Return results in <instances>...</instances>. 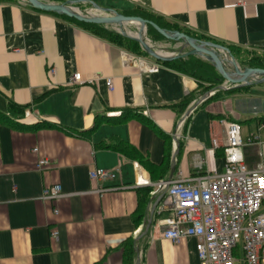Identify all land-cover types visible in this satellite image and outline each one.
Wrapping results in <instances>:
<instances>
[{"label": "crops", "instance_id": "obj_1", "mask_svg": "<svg viewBox=\"0 0 264 264\" xmlns=\"http://www.w3.org/2000/svg\"><path fill=\"white\" fill-rule=\"evenodd\" d=\"M90 3L121 15L141 12L202 42L264 55V0ZM76 73L84 84L68 86ZM202 89L63 16L0 3V264H198L195 239H161L168 201L160 199L151 216L160 196L148 195L145 184L168 180L172 168L171 179L223 172L221 120L239 124L234 116H242L227 95L215 101L218 91L199 103L174 139L185 113L214 90ZM124 144L134 156L115 149ZM244 151L256 162L258 147ZM41 161L47 165L39 167ZM96 169L118 170L117 181H90ZM53 186L69 197L43 201Z\"/></svg>", "mask_w": 264, "mask_h": 264}, {"label": "built area", "instance_id": "obj_2", "mask_svg": "<svg viewBox=\"0 0 264 264\" xmlns=\"http://www.w3.org/2000/svg\"><path fill=\"white\" fill-rule=\"evenodd\" d=\"M19 3L28 5L25 0ZM86 15L97 13L91 11ZM220 54L225 69L233 73L230 56L225 52ZM155 70L152 67L149 71ZM82 84L84 80L76 73L67 85ZM105 84L112 90L111 80H106ZM230 86L224 81L221 89H214L209 96ZM184 119L178 124L176 141L181 138ZM221 125L224 128L222 173L179 177L154 184L146 182L151 188L150 196L166 197L168 201L169 216L159 221L163 227L160 237L175 244L185 238L195 239L198 264H264V155L259 152L256 162L253 158L248 161L244 151L259 148L260 141L255 134L242 136L236 122L221 120ZM212 145L218 146L215 141ZM46 165L45 161L39 162V167ZM88 178L92 182H114L118 179V170H91ZM67 197L60 186H53L44 190L42 200L57 202ZM239 245H242L241 259L237 256Z\"/></svg>", "mask_w": 264, "mask_h": 264}, {"label": "water", "instance_id": "obj_3", "mask_svg": "<svg viewBox=\"0 0 264 264\" xmlns=\"http://www.w3.org/2000/svg\"><path fill=\"white\" fill-rule=\"evenodd\" d=\"M25 1L29 6H31L35 10L44 13L60 15L65 18L72 19L75 20L76 22L87 25H102L107 27V26H122L130 23V24L139 25L142 29L143 28L145 29V27L150 26L165 40L184 42L185 45L188 48H190L189 52L185 53L180 57H161L157 53L152 51L150 47L147 45V43L143 42V40L130 37L133 40L139 42L142 48L149 54V56H151L155 60H158L162 63H167L171 60L181 57L197 56L203 59L204 61L210 63L213 66L214 70L217 72V74L225 82L234 85V87L246 86L250 83L251 79H257L258 84L264 83V70L254 69V68H243L240 70V68H238L235 62L233 61V58L229 55L228 51L222 48L221 46H218L210 42H202L196 40L178 31H173V32L164 31L158 28L156 25L147 22L141 18L126 17L116 12L100 9L91 3L90 5L92 6V8L98 13L95 16L83 15L80 12L79 13L76 12L75 9L72 7L78 5L77 2H68L66 4H54V3H46L41 0H25ZM85 3L86 2H83L82 4ZM220 52H225L230 56L233 73H230L225 69ZM219 89H221V87H219ZM209 93L205 94L204 97H202L195 105H193L185 113L184 117L185 118L188 117L192 112V110L196 108L199 105V103L204 101L209 96ZM172 175H173V168L169 180L172 178ZM160 199H162V197H160L159 200L156 202V204L152 206L150 210L151 216L153 215ZM151 223H152V219L149 218V220L147 221V225L150 226Z\"/></svg>", "mask_w": 264, "mask_h": 264}, {"label": "rangeland", "instance_id": "obj_4", "mask_svg": "<svg viewBox=\"0 0 264 264\" xmlns=\"http://www.w3.org/2000/svg\"><path fill=\"white\" fill-rule=\"evenodd\" d=\"M41 1H44L46 3H53L50 2V0H41ZM72 8L77 9L83 15H86V13H90L91 11L92 13H95L93 9L87 4H82L81 6H73ZM107 28L120 34L121 37L130 40H133L132 38H130L132 36L131 34H136L140 30H142V28L139 25L130 24V23L122 26H107ZM143 31L145 34L143 38V42L146 41L147 45L155 53L161 52L162 55H166L165 57H170V56L180 57L185 53L189 52L190 50V48H188L184 42L169 41L163 38L161 39L154 38L152 35L148 34L147 27H145ZM134 42L136 43L134 47L124 48L129 54H132L135 57L141 59L152 61L154 63H162L149 56V54L142 48L139 42L135 40ZM224 49L228 51L229 55L233 58V61L235 62L237 67L240 68V70L243 68H247V63L245 61H249V60L251 61L252 58L258 59V61L256 62L258 66L262 65L260 66V68H254V69L264 70V55L239 52L237 50L227 49V48ZM223 92L226 93L224 95H227L229 97L228 99H231L232 103L235 101L233 110L237 113L240 114L242 113L241 117L234 116L237 120H239V126L242 136L245 137L247 134H255L256 136H258L260 141L259 151L262 155H264V125L261 124L256 125L255 123L251 122L252 119L264 117V83L258 84L257 79H251L250 83L246 86L234 87V85H231L227 90H223ZM247 96H249V99L251 101L248 100L242 102L241 98ZM222 98H223L222 95H220L219 97H215V101H219ZM241 247L242 245H239L238 248L239 251L237 252L238 259L242 258Z\"/></svg>", "mask_w": 264, "mask_h": 264}, {"label": "trees", "instance_id": "obj_5", "mask_svg": "<svg viewBox=\"0 0 264 264\" xmlns=\"http://www.w3.org/2000/svg\"><path fill=\"white\" fill-rule=\"evenodd\" d=\"M2 2L3 3H16V2H19V0H0V3H2ZM50 2H53L54 4H66L68 2H77L78 5H76V6H81L83 2H86L85 4H87V5L90 4V0H50ZM123 16L141 18L147 22H150V23L156 25L158 28H160L164 31H167V32L176 31L172 27L167 25V23H165L164 21L159 20L158 18L154 19L153 17L148 16V15L141 13V12H131V13L124 14ZM63 18H65V17H63ZM65 19H67L69 22H71L72 24H74L80 28L88 29L93 34L97 35L98 37L105 39L111 43H114V44H116L122 48L134 47L136 45L134 40H130V39L121 37L120 34L110 30L106 26L87 25V24L76 22L75 20H72V19H68V18H65ZM147 32H148V34L152 35L154 38H157V39L162 38L150 26H147ZM183 33L186 34L187 36L191 37V38L199 40L198 38L194 37L193 35H191L187 32H183ZM227 49H230V48H227ZM257 61H258L257 58L256 59L252 58L251 61L250 60L245 61L247 63V68H260V66H262V65L258 66V64L256 63ZM165 64L169 68H171L172 70H174V71H176V72H178V73H180V74H182V75H184L190 79H193L199 85H203V89L200 91L202 94L206 93L208 90L218 89L223 82V79L217 74V72L214 70L213 66L210 63L198 58L197 56L181 57V58L171 60ZM261 69H263V68H261ZM219 93L226 94L222 90H220ZM223 94H221V95H223ZM183 105L185 107L187 105V101H185V103ZM215 118H218V116H215ZM4 119H6V118H4ZM251 121L256 123V124L264 125V117L255 118V119H252ZM12 125L15 128L16 127L20 128V126L18 124H12ZM36 128H38V127H36ZM115 149L117 151L123 153L124 155L134 156V151L131 148H129L128 146H125V144L118 146ZM163 175H164V171H162L160 173L161 177ZM150 192H151V190L149 191V193ZM149 193H148V195H149ZM145 198H146V196L139 199V208H140L139 210H141L143 204L145 203ZM132 247H133L132 245H130L128 247V250H127L128 253L132 249ZM126 257L128 259L129 255H125V258Z\"/></svg>", "mask_w": 264, "mask_h": 264}, {"label": "bare ground", "instance_id": "obj_6", "mask_svg": "<svg viewBox=\"0 0 264 264\" xmlns=\"http://www.w3.org/2000/svg\"><path fill=\"white\" fill-rule=\"evenodd\" d=\"M75 11L76 12H78L79 13V11L78 10H76L75 9ZM144 29H142V30H140L138 33H136V34H131L133 37H135V38H138V39H140V40H143V38H144V36H145V34H144V31H143ZM131 36V37H132ZM145 43H146V41H145ZM159 56H161V57H165L166 55H162V53L161 52H158L157 53ZM166 54V53H165ZM169 55V54H168ZM171 57V56H170Z\"/></svg>", "mask_w": 264, "mask_h": 264}]
</instances>
